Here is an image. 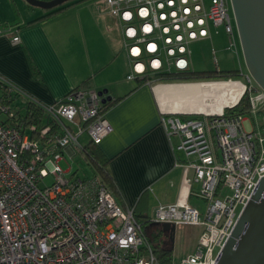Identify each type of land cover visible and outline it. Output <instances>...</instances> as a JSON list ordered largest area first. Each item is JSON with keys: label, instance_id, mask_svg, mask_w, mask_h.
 Here are the masks:
<instances>
[{"label": "built area", "instance_id": "1", "mask_svg": "<svg viewBox=\"0 0 264 264\" xmlns=\"http://www.w3.org/2000/svg\"><path fill=\"white\" fill-rule=\"evenodd\" d=\"M104 5L121 22L129 80L189 71V46L207 38L210 25L224 28L228 50L237 53L230 0H105ZM19 42L15 36L13 43ZM0 82L14 92L1 76ZM247 82L249 129L246 117L224 113L161 120L170 137L181 138L178 148L195 158L188 167L200 185L198 197L208 202L204 215L179 201L157 205L148 218L201 229L194 252L180 264H215L264 177V92L251 77ZM34 103L51 125L0 123V264H161L134 209L123 208L98 177L68 176L60 166L68 148L83 151L81 136L99 145L112 132L103 97L74 89L52 105ZM0 109L14 116L9 106ZM53 123L60 129L54 136Z\"/></svg>", "mask_w": 264, "mask_h": 264}, {"label": "crops", "instance_id": "2", "mask_svg": "<svg viewBox=\"0 0 264 264\" xmlns=\"http://www.w3.org/2000/svg\"><path fill=\"white\" fill-rule=\"evenodd\" d=\"M85 2L46 21L29 24L47 13L19 20L18 26L5 29L0 35V76L15 87L13 91L19 93L17 98H23L25 106L28 101L52 105L79 87L98 93L107 90L106 97L111 100L104 116L113 130L101 144L91 148L95 147L98 157L106 162L110 190L117 202L145 218L149 217V209L159 204L185 201L191 205L198 200L200 189L193 169L188 167L195 158L178 148L181 138L170 137L161 120L211 117L235 106L244 95L249 76L240 59L241 49L233 52L239 63L234 70L241 72L240 77L154 79L141 84L128 79L131 60L119 19L109 13L103 0L97 8L94 1ZM3 21L0 23H12ZM220 30L227 39L224 49L229 51L227 33L214 25H210L207 38L190 46L210 40ZM15 36L20 37L19 44L13 43ZM190 68L214 71L210 63L194 59H190ZM210 90L214 93L206 94ZM80 142L84 147L91 144L87 135L81 136ZM77 155L88 165L82 151L76 148H68L62 160ZM91 170L90 179L96 176Z\"/></svg>", "mask_w": 264, "mask_h": 264}, {"label": "water", "instance_id": "3", "mask_svg": "<svg viewBox=\"0 0 264 264\" xmlns=\"http://www.w3.org/2000/svg\"><path fill=\"white\" fill-rule=\"evenodd\" d=\"M29 6L55 10L76 0H24ZM249 76L264 92V0H230ZM106 104L107 90L98 93ZM172 243L175 225L163 224ZM215 264H264V177L259 180L250 200L242 208L237 222Z\"/></svg>", "mask_w": 264, "mask_h": 264}, {"label": "rangeland", "instance_id": "4", "mask_svg": "<svg viewBox=\"0 0 264 264\" xmlns=\"http://www.w3.org/2000/svg\"><path fill=\"white\" fill-rule=\"evenodd\" d=\"M44 1H49V0H44ZM87 1H94V7L97 8L98 3L102 0H86L85 3H87ZM103 2H105V0H103ZM206 2L207 4H209L210 0H206ZM100 7H103V4ZM47 12L50 11L31 7L24 0H0V21L11 20L9 22H14V21L19 22V20H26L27 18H31L37 15L40 16ZM230 15L233 19V26L235 28L237 45L239 49H241L240 59H242V61H244L245 64L239 36L237 38L238 32H237L232 6L230 10ZM7 16L10 18L7 19L6 18ZM116 32L117 30L115 28V34ZM226 43H227L226 36L224 32L220 30L219 34H213V37L210 40L204 42H198L190 46L192 53L191 59H194V61L201 60V62H204V64L210 63L213 66L214 71H217L216 68H219V70H224V71L227 70L232 71L239 66V63H238V59L234 56L235 54L233 52L231 51L229 52L224 49ZM228 44H229V38H228ZM213 50H216L215 54L213 53ZM193 66L194 65L192 63L191 68H193ZM245 69L247 70V67ZM254 84L257 86L255 81ZM9 107L11 109V112H13L14 114L17 112L25 113V103L23 101V98L21 97L16 98L13 102H11L9 104ZM6 118H7L6 114L0 115V121L5 120ZM246 119L247 120L245 125L249 129L250 127H252L250 122L252 123L253 116L252 115L246 116ZM60 166L63 168L65 172L70 171L69 173L70 175L68 174V176L73 175L74 177L89 178L93 175L91 168L86 164V162L83 160V158L80 155H77L73 158H68V156L65 157V159L60 162ZM50 181H51L50 179L47 180L48 183H50ZM197 199L198 200L193 201L191 203V206L197 208L204 215L208 208V202L202 198H197ZM154 207L149 209L148 211L149 217H152L153 215L152 212ZM146 231L150 238H152L153 240L158 239V241L162 244V246L173 250V260L177 264H180L184 258H186L188 255L194 252L199 238V234L201 233V229L198 227L179 226L176 231L175 242L172 243L169 233L163 230V224L160 225L155 223H148L146 226Z\"/></svg>", "mask_w": 264, "mask_h": 264}, {"label": "trees", "instance_id": "5", "mask_svg": "<svg viewBox=\"0 0 264 264\" xmlns=\"http://www.w3.org/2000/svg\"><path fill=\"white\" fill-rule=\"evenodd\" d=\"M86 0H76L73 2H70L62 7H59L55 10H52L50 12H47V14L41 16L37 20L29 23H36V22H43L48 20L49 18H52L53 16L61 13L62 11L66 10L67 8L78 5L82 2H85ZM20 23L18 21H14L10 24H3L0 23V29L5 30L8 29V27H15L18 26ZM241 72L237 70H227V71H186L184 73H162L157 74L154 76H148L144 79H138V81L141 84L149 83L154 79L159 80H183V81H191V80H208V79H231L240 77ZM76 89H82L81 87ZM19 96V93L15 92H8L6 91V85L4 83L0 82V105L9 106L11 102H13L17 97ZM107 107V103L104 104L103 107V114L105 112V109ZM6 114L7 118L3 121H0L1 124H4L6 126H15L20 127L24 126L25 128L31 126V125H37L39 129L43 128L46 125H51L52 123L47 120V117L45 115L44 109L34 103L33 101H28L25 106V113L17 112L14 114V116H10L9 112L4 113L0 109V115ZM224 115L226 117H238V116H249L251 115V103H250V94L245 91L244 95L242 96L239 103L231 108L226 109L224 112ZM60 132L59 126L55 123H53V132L52 135L58 134ZM96 146L94 143L91 142L90 146L84 147L82 154L85 158V160L88 162V165L94 170L96 173L95 177H98L103 183L107 185L110 189V179L106 171V162L101 160L98 157V151L95 149ZM90 147V148H89ZM138 220L141 222V224L144 226L145 232L147 237L149 238L150 242L153 244L154 247V253L158 259V261L161 264H173V250L170 248H166L162 246V244L157 240H153L149 237L146 226L149 223L148 218L145 217H138Z\"/></svg>", "mask_w": 264, "mask_h": 264}, {"label": "bare ground", "instance_id": "6", "mask_svg": "<svg viewBox=\"0 0 264 264\" xmlns=\"http://www.w3.org/2000/svg\"><path fill=\"white\" fill-rule=\"evenodd\" d=\"M250 77V76H249ZM253 80V79H252ZM253 82H254V80H253ZM257 87V89H259V90H261L258 86H256ZM262 91V90H261ZM212 93H214V91L213 90H210V92L208 93V91L206 92V94H212ZM205 94V95H206ZM161 225V224H160ZM192 227H194V226H192ZM198 242V241H197Z\"/></svg>", "mask_w": 264, "mask_h": 264}]
</instances>
